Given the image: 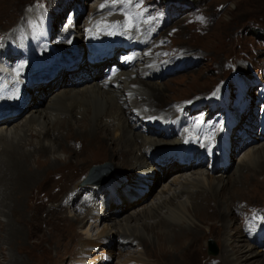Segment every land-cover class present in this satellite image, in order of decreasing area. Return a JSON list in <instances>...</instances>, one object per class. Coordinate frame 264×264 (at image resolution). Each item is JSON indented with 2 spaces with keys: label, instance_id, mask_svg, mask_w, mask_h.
<instances>
[{
  "label": "bare ground",
  "instance_id": "obj_1",
  "mask_svg": "<svg viewBox=\"0 0 264 264\" xmlns=\"http://www.w3.org/2000/svg\"><path fill=\"white\" fill-rule=\"evenodd\" d=\"M8 3L10 9L6 12L0 11V15H5L7 17L6 20L10 21L16 17V12L19 14L25 10L26 14H23L25 15V20L27 24H31L30 26L34 28L33 31L22 33L21 27L23 25L17 22L12 26L15 27L17 25L15 27L16 29L10 32L8 36L3 33L4 53L6 54V60L10 65L13 66L15 64L13 61L14 58H24L27 53H35V47L29 48L31 52L26 50L27 43H31V39L11 45L14 41H11L10 38L13 37V39H15L17 34L21 36L22 40H25L34 32L38 33L37 30L41 27L42 30H44L46 37L49 39L52 48H55L57 35H60V33L55 35L53 32L50 35L46 25L43 27L40 20L36 18L34 14L35 10L24 9V5L19 9L20 5L18 0H14L12 3L11 0H8ZM56 14L59 15L60 12ZM44 16L48 17V14L45 11ZM136 36H139L138 29H136ZM36 38H40V35L39 37L36 36ZM163 38H165V36ZM40 39L43 40V38ZM83 41L84 39L81 38L75 44H67L66 48L63 50H60L59 48L54 50L50 47H46L48 50L45 48L43 52V55L45 56L55 55L56 57L60 56L61 53L73 52V66L77 67L75 70L69 71L62 68L58 71L57 75L52 77L47 83L26 85V103L24 105L20 104L21 100L17 94L12 98L0 100V125H2L0 127V218H4V220L0 219V233L4 232L3 235L2 233L0 234V250H7V254L4 256L3 261L9 259V263L6 261L8 264H32L31 262H26V259L24 258L19 259L17 254L19 252H24L27 260L32 259V257L29 256V252L36 247L35 243H37L35 240L23 237L21 233L23 232V224L29 226L30 229H28L27 232H29L28 235L32 238L37 237L36 233L39 231V222H36L37 214L34 212L32 213L31 210V213H29L23 207V201L24 203L25 201H29L30 194L27 191H29L35 184H44L47 182V178L43 176L46 169L67 162L69 155L73 156L70 152L66 151V149H68L66 145L63 146L61 143V137L63 136L62 133L64 131H69V128H72L70 130L72 135L76 133H80L81 135L85 134V136L88 137V141L86 142V139L77 137L76 135V137L71 139L80 138L82 140V146L78 150L69 147L74 152H83L87 147L90 148L88 158L83 159L84 157H82L84 162H82V160L76 162L79 165L75 166V172H72L75 175L77 172L85 171L84 167L87 160L99 156L100 154L107 156V160L115 164L117 163L115 161L116 155L123 157L122 163L119 162L120 166L130 165V167H134L135 170H139L138 177L147 178L149 181L151 180L149 179L151 172L156 168L159 169L162 167V170L168 168L169 171L176 170V174H174L173 178L170 180V183L174 185L173 188L171 186H164L161 189L164 190L166 195L159 191L160 193L154 197L156 199H153L146 207L144 206L140 210L131 211L130 214H126V216H123V218L121 217V219L118 218L121 211L134 204V201L137 200L136 202H138L147 196L145 194L146 192L140 195L143 189L141 187V192H138V194L133 188L129 189L127 186L129 184L126 183L127 179H123L125 178L123 176L127 177L131 175V172L133 171L132 169L128 175H125V170L117 171L116 168V174H121L120 177L122 178H117L119 176L116 175L111 179V181L114 179L112 182H109L112 191L105 189V185L95 191L93 189L79 187V178L74 183V186L69 183V188L61 194L60 198H55L50 202L52 196L59 194L66 188L65 184L68 183L69 180L73 181L70 176L67 177L63 173H60L61 171L53 172L51 175V181L55 182V184L51 187V190L44 187L47 190H45L46 192L50 190L49 194L45 195V193H40V199L37 204L41 207H43L45 203L50 202L51 204H49V208L54 212L69 211V208H72L74 212L87 209V212L81 216L82 220L76 213L72 215L68 214L71 217H77L75 220L80 221V223L83 221L85 223L86 220L92 219L93 217L98 220V215H102V212L98 210L94 212L93 207H87L88 204H92L93 199L91 200V197L94 198L99 193L102 195L100 204H102L104 210L103 216H101L102 218L100 217V223H104L103 227L94 237H83V232L81 233L78 231V235H76V232H73L67 241L69 242L71 240L68 243V250L70 251L69 257H71L72 260H78V262H80L79 264H91L99 258L104 264H108L109 254L104 248L111 246L115 248L116 246L118 250H120L125 246H132L135 242L142 251L140 250L141 252H136V254L131 257H127L128 259L124 261V264H150L148 260L142 258L144 251L146 253L154 252L153 254L166 258L169 264H185L188 247H186L187 245L185 246L184 243L189 236H194V234H196L194 232L196 229L194 227L195 220L203 215L202 210L204 208L208 212L214 214V217L220 218L219 220L222 224V230L225 231L229 228L231 223H229L226 218L227 210L223 207L225 204L222 205L223 202H219V199H216L217 196L221 197L218 192L229 186L224 183V176L221 174L218 176H211L208 173L204 174V171L200 170L190 171L189 174L188 172H181V170L196 168L199 163L201 164L203 157L201 156V151L196 149V147L192 149L194 154L198 153L197 164L194 162L196 161L195 159L191 160L189 163L179 164L174 160L173 153L170 155L173 161L169 162L170 158H166V151L163 150L162 154H160L158 150L160 148H168L172 146L173 140L165 141L164 139L157 138L153 135L151 136L137 132L135 130L136 126L129 120L130 115L136 116L139 121L151 127V124H148L150 123L148 120H143L144 117L146 119L154 117L160 112V110L168 113L179 111L178 109L173 110L170 108L169 110L165 108H154V101L156 100L155 97L157 95L156 92L159 93L160 91H163L164 87L155 83H149L147 85L146 78L149 75L160 73L166 65L165 62L161 64L153 62L156 58V54L153 53L152 49H148L149 46L142 49L143 42L140 41L139 37L130 39L127 42V45L133 44L132 47L137 50V54L131 56V62L126 60L124 66L119 64V60V63L116 64L119 67V70L116 74L110 75V72H106L104 68L107 65L106 62L95 64L94 66L87 63H85V65L83 64L80 49L84 44ZM160 48L161 47H159V49ZM10 54H16L17 56H10ZM122 54V56L125 55L124 53ZM128 55L126 57H128ZM181 57H183V55H181ZM187 57L192 58L194 56L187 55ZM163 58H167V56H164ZM178 58L179 56L175 53L169 57L168 63L173 64L175 61H178ZM135 66L136 69L133 68ZM133 72H135V77L138 78L137 80L131 77V73ZM102 73H104V76L100 77ZM61 84L64 85L62 89L57 91L52 90L56 85ZM48 87L51 90L49 96H47L48 93H46V88ZM40 104H45V107L40 108ZM17 107H21L22 109L19 113L14 114L12 111ZM26 108H30L31 110L29 111V114L27 112L28 115L26 118L23 116L25 118L24 121L21 119L23 122H18L17 125L14 124L11 126L10 124L13 121H16L19 118L20 113ZM250 112L254 111L250 109ZM166 114L167 113L162 115L164 116ZM182 114H184V112H182L181 115ZM77 116L82 118V122L79 124L76 121L78 118ZM250 116L252 119L254 118L253 114H250ZM250 123L251 124L248 125L246 124L247 127H250L247 128V130L250 129L256 131L253 122ZM110 127H113L112 139H109L107 135L101 131V129L110 130ZM257 135H248L251 143L258 139L264 140V133L260 132L259 136ZM63 139L64 137L62 140ZM34 140H36V142H34ZM117 140H120L119 144L117 143L118 145L113 147V143ZM248 142L249 141L244 142L235 140L234 145H232L234 146L232 148L233 150L231 149L229 152L235 153L237 149L241 148ZM204 144L209 145L207 141L203 142V145ZM103 146H105L104 153L102 151ZM261 148H264V144L261 145ZM64 150L66 151L64 157H59L58 152ZM228 150H226L225 155L228 154ZM253 151L248 150V152L239 159L238 166L235 170V174L238 176L233 182H239L240 178L243 177L241 173L244 167H248V170L254 168L251 167L256 161L254 159L256 157L253 156ZM152 153H154V157L151 155ZM35 156L37 158H35ZM39 157H42V159H39ZM154 158L161 160L165 158V160L158 163ZM218 158H220V156H218ZM149 160L152 165L148 164ZM161 164H163V166ZM172 164L178 166H170ZM226 169L227 168H224V170ZM212 170H214V168H212ZM212 170L208 172L212 173ZM224 170L219 171L224 173ZM259 185L264 186V178L262 182H259ZM152 187L153 186L151 185L150 188ZM83 189L85 190V193H88V198L86 199L88 200L87 202H84L85 198L78 201V194ZM74 192H76L74 196L70 197V194ZM131 196H135L136 198L131 200ZM183 196L184 200L181 199ZM116 197L122 199L121 205L113 204V199ZM223 199L226 198L223 197ZM29 208L30 207H28V209ZM161 209H165V211L162 212ZM105 211L109 212V215H105ZM68 213L71 212L69 211ZM243 214L246 215V213ZM47 215H49V213ZM147 217L155 219L149 223L145 221V218ZM247 217L251 219L253 216L247 214L245 217V224L251 222ZM146 230L151 232H146ZM66 232L68 231H65V233ZM233 234L236 235V231L233 230L232 232H228V236H232ZM114 235H116V238ZM238 236L240 237L241 235L238 234ZM230 240V238L225 239L223 248L221 249L223 256L217 257L215 260L209 259L206 263L222 264L223 262H226L227 264H238L237 260L239 258H242V260L245 261L250 256H257L264 251L257 249L253 252L254 255L249 252V254H244L238 257L236 250V247L238 246L236 244L228 243ZM99 245H102L100 255L93 256L95 247ZM13 248H15L17 256L12 252ZM200 248L201 249L197 253V264H199V259L204 255L202 243ZM242 249L245 253L251 251V245L247 244ZM0 263H2V261H0Z\"/></svg>",
  "mask_w": 264,
  "mask_h": 264
},
{
  "label": "rangeland",
  "instance_id": "obj_2",
  "mask_svg": "<svg viewBox=\"0 0 264 264\" xmlns=\"http://www.w3.org/2000/svg\"><path fill=\"white\" fill-rule=\"evenodd\" d=\"M13 1L14 0H11V3ZM34 1L37 0H18L20 5L19 9L22 8V6L24 5V9L34 10V8L32 7ZM38 1L40 2L41 7H45L46 9H49V11L55 13L60 12V14L56 16V18L59 19L60 17V19L63 20V23H66L67 20L66 18L68 16H71L70 15L71 12L72 14L75 13L74 14L75 17L79 15V17H77L79 23L84 18H86V16L89 14L90 11L97 12V6H98V0H38ZM146 1L153 3L156 8L163 9L165 8L166 2L168 0H146ZM177 5L178 6H174L172 4L169 5V7L172 6V8L169 9L170 11V17H168L169 23L165 25L161 30L159 37L160 40L159 42H157V44L163 43V45H158L155 49L152 50L153 53L156 55H163L166 52L167 53L169 52L172 55L175 53L177 55H183L182 58H184L185 65H187V63L190 64H188L187 67L184 68L183 70H178L171 74H166L164 76H160L159 73H157L158 74L157 76L146 79L147 85L149 83H155L164 87L163 91H160L159 93L156 92L157 95L155 97L156 100L154 101V105H155L154 108H158V109L165 108L169 110V108L173 109L172 103L174 102L183 105L181 102L183 101V99L188 100L190 98H195L197 99V101L203 100L205 98L210 97L211 95H214L216 92L220 91L222 87L231 84V81L234 78H236V76H242V78H245V77H251L253 73L260 75L263 72L264 70V0H179ZM9 6L10 5L8 3V0H0V11L6 12L7 10L10 9ZM25 12H26L25 10L19 14L16 12V17L10 21L6 20L7 17L5 15H0V38L2 37L3 33L6 34V36H8L10 32L14 31L17 25L15 27L12 26H14V24H16L17 22L21 21L20 24H22L23 26L27 25L28 27V24L25 20V15H23L26 14ZM44 19L48 20V17L44 16ZM42 24L43 27H45V24L44 23ZM30 25L31 24H29V26ZM23 26L21 27V30L23 31V32L21 31L22 33L26 32L29 29ZM8 30L10 32H8ZM74 31H78V29H75ZM53 32L55 35L59 34V32H56L55 29L54 30L48 29V33L50 35ZM31 36H34L37 42L41 41L40 39L41 37L36 38V36L39 37L38 33L34 32ZM164 36L165 38H163ZM30 37H28L25 40H21L20 42H25L26 40H29ZM12 44H16V42L11 43V45ZM32 47H35L33 41H31V43H27L26 50L31 52L29 48ZM159 47L161 48L159 49ZM48 48L46 49L48 50ZM0 52L3 53L4 49L3 51L0 50ZM61 55H68L72 58L73 52H68V53L65 52V53H61ZM187 55H193L194 57L189 58L187 57ZM10 56L16 57L17 55L10 54ZM176 62L177 61H175L173 64H175ZM85 63L87 62L83 60L84 65ZM114 63L118 64L119 61ZM106 67L107 65L104 68ZM133 68L136 69V66ZM102 76H104V73L100 75V77ZM134 79L137 80L138 78L135 77ZM63 87L64 85L62 84L56 85L52 90L57 91L62 89ZM50 91L51 90L49 87L46 88V93H48L47 96H49ZM246 93H247L246 97L247 98L249 97V100L246 104L248 106L245 108L243 112H241L238 115V118L241 119L239 123L244 122L243 128L245 130L244 131L245 133L243 132V130H240V133L243 132V135L233 134L232 142L233 145L235 143V140L244 141V142L249 141V142L247 144H244L241 148L237 149L235 153L229 152L234 147L231 145V148L228 150V154L226 155L229 158L230 165L228 167H220L213 164L210 165L209 169H207V167L205 169V167L203 166V160L206 158V156H203L201 160V164L199 163L198 167L189 168V169L187 168L188 170L187 169L181 170V172L184 173L188 172V174L190 171L192 172L193 170H198V171L200 170V171H204V174L208 173L211 176H218L219 174L224 176L223 178L224 183L228 184L229 187H226L224 190H220L218 192V194L222 198L219 196H217V198L215 196L214 197L216 199H219V202H223L222 205L225 204V206L223 207L227 210L226 218L229 221V223H231L229 225V228H227L225 231L222 230L221 229L222 224L219 220L220 218L214 217L215 216L214 214L208 212L204 208L202 210L203 215L199 219L195 220L194 227L196 229L194 232L196 234H194V236L192 235L189 236L187 241L184 243V245L185 246L187 245L186 247H188L185 264L198 263L197 253L201 249L200 248L201 243H202V249L204 255L199 259V264H205L206 261L209 259L215 260L217 257L223 256L221 249L223 248L225 239L228 238L231 239L230 242L228 243L236 244L238 246L236 247L238 257L244 254H249V252H251L252 255H254L253 252H255L257 249L264 250V233L263 234L256 233L259 232L257 230V223L263 214L261 208L264 209V186L259 185V182H262L264 178V148L263 149L261 148V145L264 144V140L258 139L251 143L250 139L248 138V135L256 136L258 134L257 136H259L260 132L257 130V128L255 129L256 131L250 129L247 130V128L250 127L246 126V124L248 125L251 124L250 122H253V125L255 127L254 120L256 119V114L259 105L256 101H254L253 98L256 95L255 90L248 89ZM39 107L44 108L45 104H40ZM250 109H252L254 112H250ZM30 110H31L30 108H26L25 110H23L20 113L19 118L16 120L17 122L13 121L10 125L13 126L14 124L17 125L18 122L19 123L23 122L24 119L29 114ZM187 110L188 108H186L183 112L185 113ZM176 113L177 112H175L174 114ZM250 114L254 115L253 119L251 118ZM249 116L251 119L249 118ZM77 117H76L77 118L76 121L79 124L82 122L81 121L82 118H79V116ZM21 119L23 121H21ZM129 120L133 122V125L136 126L135 130L137 132L143 133L142 130L139 128L140 125H138V123L139 124L142 123L143 125H145L143 122L139 121L136 116H132V115H130ZM1 126L2 125H0V127ZM112 128L113 127H110L109 128L110 130L101 129V131L102 133L106 134L109 139H112V131H113ZM71 129L72 128H69V131H64L62 133L63 136L61 137V143L63 146L66 145V147L68 148L66 149V151L70 152L73 156L69 155L67 162L56 165V167H52L50 169H46L43 176L47 179L49 177L48 179L49 181L46 179L47 182H45L44 184L41 183L35 184L36 185V186L34 185L35 187L33 186L29 191H27L30 194V198L28 199L29 201H25V203L23 201V207L29 213H31L32 211V213L34 212L35 214H37L38 218L36 217V222H39L38 223L39 231L36 233L37 237L32 238L28 235L29 232H27L28 229H30L29 226L20 223L23 224L22 227L23 232H21L23 237L30 240H35L37 243H35L36 247H34L32 251L29 252V256L32 257V259L27 260V257L26 255H24V252H19L17 254L19 259L24 258L26 259V262H31L32 264H58V263L79 264L80 262H78V260H72L71 257H69L70 251L68 250L69 249L68 243L71 240L69 242L67 241L69 240L73 232H76V235H78L79 232L81 233L83 232L84 235L83 237H94L95 234H97L100 231V229L103 227L104 223L103 222L100 223V220L102 218L101 216H103V210H104V207L102 206V204H100V201L102 200L101 193L97 194L98 196L97 195L95 196L96 199H98L99 203L93 202L92 204L90 205L88 204L87 206L88 208L93 207L94 212H96L97 210L102 212V215L101 214L98 215L99 216L98 220L93 217L92 219L86 220L85 223L84 221L80 223V221L75 220V218L77 217L69 216L76 213L79 215V217H81L82 215L85 214V212H87V209L77 210V212H74L72 208H69V211L71 213H68L69 212L68 210L54 212L49 208V204H51L50 202H52L55 198L57 199L58 197L60 198L61 194H63V192L67 188H69V183L73 184L72 186H74V183L77 181V179L80 178L78 184L79 187L93 189L95 191V190H99V188L103 186L102 184H104L106 186L105 189L112 191V187L109 184L111 179L116 175L119 176L117 178H122L120 177L121 174H116V168L117 171L125 170L124 171L126 173L125 175H128V173L133 170L131 172V175L127 177L123 176L125 177L123 179H127L126 183L129 184L127 185L129 189L133 188V190H135L138 194V192H141L140 189L143 188L140 195L146 192L145 194L147 196L142 198L138 202H136L137 200L134 201L135 202L134 204L128 206L123 211H121L118 218L121 217L123 218V216H126V214L128 213L130 214L131 211L140 210L144 206L146 207L148 204L152 202L153 199H156L154 197H156V195H158V193L160 192L166 195L164 190H161L164 186L166 187L171 186L172 188L174 186L170 183V180L173 178L174 174H176V170L169 171L168 168L162 170V167L159 169L157 168L153 169L154 171L151 172L149 178L151 180L149 181L147 178L138 177L139 170L137 169L135 170L134 167H130V165H123L124 167L120 166L119 162L122 163L123 157L119 155L115 156V161L117 162L116 164L108 161L107 160L108 157L105 155L100 154L99 156H95L94 157L95 159L92 158L85 162L84 172L80 171L77 172L76 175L73 174L72 172H75L74 171L75 166L79 165L76 162L81 161L82 157H84L83 159H87L90 148L87 147L85 150H83V152H74L71 148L78 150L82 146V140L80 138H76V139H71V138L76 137L77 135V137L86 139L87 142L88 137L85 136V134L81 135L80 133H76L72 135L70 133ZM143 134L149 135L147 133H143ZM63 137H64L63 139L64 141L62 140ZM36 140H34V142H36ZM119 142L120 140L115 141L113 143V147L115 145H118ZM204 146L208 147V145L206 144H204ZM248 150L253 151V156L256 157L254 158L256 160L254 162V165L251 166L254 168L253 169L251 168L252 170L251 169L248 170V167H244L241 173L243 177H241L239 180L240 183L239 182L235 183V181L233 182V180L234 179L236 180L238 176L235 174L236 167L238 166V161L246 152H248ZM66 151L64 150L58 152L59 154L58 156L64 157L65 155L64 153H66ZM102 151L103 153L105 152V146H103ZM35 158L37 157L35 156ZM39 159H42V157H39ZM82 162L84 161L82 160ZM194 162L196 164L198 163V161H194ZM102 163L109 164L108 171L105 173L102 183L94 185V183L96 182H93L94 180L93 178H92L93 183L88 182L89 180L87 179L82 180L83 177L86 176V174L88 175V172L92 166L99 165ZM148 164L152 165L150 163V160L148 161ZM174 165L178 166L176 164H172L170 166H174ZM212 168H214V170H212ZM224 168L227 169L224 170ZM97 170L99 172H103L102 169H95V171ZM210 170H212V173L208 172ZM219 170H224V173H222ZM59 171H61L60 173H63L67 177L70 176L71 179H73V181H70L68 179L69 182L65 184L66 188L62 190L59 194L52 196L50 202L45 203L44 206L41 207L40 205L37 204L38 200L40 199V193H45V195L49 194L51 187H53V185L55 184V182L51 181V175L53 174V172H59ZM100 180L101 178H99L98 182ZM151 185L153 186L152 188H150ZM44 187L50 190L46 192L47 190ZM234 190L237 191L235 192ZM84 191L81 190L79 192L78 201L80 199L83 200L85 198L83 194ZM76 192L71 193L70 197L73 196ZM223 197L226 199H223ZM87 198H85L84 202L88 201L86 200ZM135 198H136L135 196L130 197L131 200H134ZM181 199L184 200V196ZM113 200H114L113 204L121 205L122 203V199H119L117 197L114 198ZM225 200H227L228 202ZM28 207L30 208L28 209ZM161 211L164 212L165 209H161ZM48 213L49 215H47ZM243 213H246V215L251 214V216H253L251 219L247 217L248 219L251 220L250 223L245 224L246 215ZM104 214L109 215V212L105 211ZM0 219L4 220V218H0ZM154 219L155 218L147 217L145 218V221L151 223L152 221H154ZM261 227H264V223H261ZM233 230L236 231V235L233 234L232 236H228V232H232ZM65 231L68 232L65 233ZM146 232H151V231L146 230ZM251 232L254 233L252 234ZM1 233L2 235L4 234V232ZM238 234H240L241 236L239 237ZM114 236L116 238V235ZM210 239L215 244V250H216L215 253L212 252L214 248L209 244L208 240ZM247 244L251 245V251H247L245 253V251L242 248L245 247ZM105 249L109 254L108 264H124L125 260H127L129 257L136 254V252H139L141 250L138 247V244H136L135 242L132 244V246L130 247L125 246L120 250H118L116 246L115 248L111 246L104 248V250ZM101 250H102V245L95 247V252L93 256L100 255ZM12 252H14L15 255L17 256L15 248L12 249ZM143 253L144 254H142V258L148 260L150 264H169L166 258L159 257L157 256V254H153L154 252L146 253L144 251ZM6 254H7V250L5 249L0 250V261H2V263L0 264L9 263L8 261L9 259L3 261V258ZM237 262L238 264H264V251L261 254H258L257 256H250L245 261L242 260V258H239ZM91 264H104V263L103 261H100L99 258L94 262H92ZM222 264H227V263L223 262Z\"/></svg>",
  "mask_w": 264,
  "mask_h": 264
},
{
  "label": "water",
  "instance_id": "obj_3",
  "mask_svg": "<svg viewBox=\"0 0 264 264\" xmlns=\"http://www.w3.org/2000/svg\"><path fill=\"white\" fill-rule=\"evenodd\" d=\"M94 167H91L90 168V171L93 169ZM94 182H96L97 184H98V181H94ZM209 241V244L214 248V250H212V252L213 253H215V244L213 243V241L210 239V240H208ZM211 251V250H210Z\"/></svg>",
  "mask_w": 264,
  "mask_h": 264
}]
</instances>
